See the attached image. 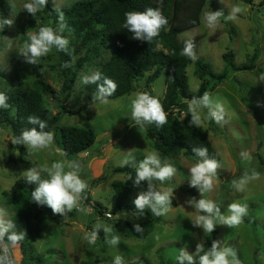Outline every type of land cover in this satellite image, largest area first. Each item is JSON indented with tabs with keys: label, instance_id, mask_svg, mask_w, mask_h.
Here are the masks:
<instances>
[{
	"label": "rangeland",
	"instance_id": "obj_1",
	"mask_svg": "<svg viewBox=\"0 0 264 264\" xmlns=\"http://www.w3.org/2000/svg\"><path fill=\"white\" fill-rule=\"evenodd\" d=\"M4 1L10 9L13 23L5 34L1 33L0 23V69L11 78L12 83L0 76V93L21 83L32 87L36 79H43L56 90V94L45 95V103L54 113H58L61 103L57 97L61 96L63 85L58 50L53 47L35 65L27 63L21 53L25 43H30V34L38 33L41 27L53 28L69 41L68 45L76 40V35L66 28L63 20L56 23L49 18L43 22L38 10L43 12L44 6L32 15L24 8L30 0ZM77 1L80 0H55V6L62 9ZM234 6H239L241 12L234 20H227ZM209 11L223 12L214 27H209L204 19ZM27 23H31V26L23 32ZM179 40L184 47L186 41H191L195 57L208 62L215 72L224 69L223 54L228 50L234 51L236 65L239 66L246 64L249 57L257 49L260 50L257 61L260 75L255 70H239L224 81L215 83L208 92L213 100L223 104L224 121L217 124L208 117L206 108L197 110L201 119L200 130L207 134L222 158L213 178V190L202 195L198 188L190 185V168L201 162L202 157L189 159L182 154L174 159H163L156 149V140L148 138L146 125L140 127L131 120V102L138 93H152L158 99L165 95L166 72L150 88L146 87L149 75L146 73L135 81L131 92L118 98H107V103L96 101L79 113L62 116L61 124L64 126L92 128L97 133L95 145L81 154L65 153L61 133L57 129L52 132L54 142L50 147L33 150L28 159L24 155L21 161L20 151L11 142L14 139L12 129L6 125L0 126V210H3L6 222L10 221L13 225L14 218L8 192L34 165L50 167L53 162L59 161L65 164L68 171L67 165L75 162L80 166L78 174L88 185L80 196L79 207L71 211L72 215L66 212L63 223L51 220L43 223L42 235L29 246L28 254L19 244L11 245L3 239L0 240V257L7 255L13 264H113L117 256L122 258L123 264H177L181 249L194 257L197 245L202 250L209 233L192 223L197 216L205 214L185 203L195 197L197 201L203 198L215 202L225 216L231 215L227 211L228 205H247V215L238 226L229 227L215 221L218 230L216 240L220 241L221 247L238 252L242 263L264 264V167L260 165V156H264V0H254L253 4L245 0H205L197 24L183 30ZM85 52L82 51L80 55L84 56ZM112 52V46H95L89 60L76 69L71 95L65 102L69 108H77L84 103L87 85L82 78L99 72ZM187 75L190 90L196 92L201 80L196 74L194 62L187 67ZM190 103L188 101V105ZM153 151L159 154L162 165L167 163L176 169L171 179L153 185L155 190L169 192L172 204L169 211L162 215L161 222H153L150 218L143 220L146 237L140 238L128 233L125 225L127 221L143 223L136 214H114L111 210L114 182L128 178L126 174L116 173L115 168L130 163L138 166ZM137 158L140 161L134 162ZM126 160L128 163H125ZM253 173L257 174V178L250 179L243 191L233 187L232 181H239L245 175L251 177ZM99 208L102 213L97 212ZM108 212L112 213V218L106 217ZM246 217L254 218L257 224H248ZM97 226V239L90 244L85 237ZM104 227L110 228L111 232L106 234ZM112 236L119 237L115 245L109 242ZM29 253L41 256L42 262L32 261Z\"/></svg>",
	"mask_w": 264,
	"mask_h": 264
},
{
	"label": "trees",
	"instance_id": "obj_2",
	"mask_svg": "<svg viewBox=\"0 0 264 264\" xmlns=\"http://www.w3.org/2000/svg\"><path fill=\"white\" fill-rule=\"evenodd\" d=\"M245 1L249 4L254 2V0ZM204 2L205 0H80L69 7L58 9L55 6V0H47L43 12L38 10L39 18H42L43 22L53 18L58 23L62 13L66 28L76 35V40L68 45L67 52L58 50L59 73L63 77L61 96L57 97L61 103L60 111L54 113L45 103V95L56 94V90L43 79H36L32 87L21 83L2 92L7 96L8 107H0V126H9L16 138L24 129L37 127L28 123V117L35 115L46 121V131L60 130L61 143L67 155L81 154L91 149L97 140L95 130L81 126H64L61 124V119L64 114L79 113L96 102L92 98L97 91V85L87 84L85 100L82 105L77 108H69L65 104L71 95L76 69L89 60L90 52L92 53L95 46L99 48L112 46L113 52L109 60L99 70L102 78L107 77L117 84L115 92L108 99L118 98L134 90L135 81L143 78L146 73H149L146 81L147 88H150L164 71L167 74L165 95L159 99L167 113V122L161 127L154 123L145 126L148 138L156 140L155 145L160 156L168 160L183 154L190 159L197 156L192 151L193 148H207V158L221 163V155L207 134L202 132L199 127L189 124L191 113L188 101H192L194 97H201L205 92L208 93L215 83L224 81L236 71L255 70L257 75H260L261 71L257 70L260 50L257 49L249 57L248 62L242 66L236 65L234 51L228 50L223 54L225 66L221 72H215L211 65L202 58L193 60L183 54L184 46L179 40V34L197 24ZM150 7L159 8L167 18L168 24L160 31L159 36L149 43L132 39V33L124 27L125 13L142 12ZM0 17L1 22L10 20V9L4 0H0ZM29 24L31 23L25 24L23 32L31 26ZM1 27L2 34H5L9 29V25L2 23ZM84 50L86 51L85 55H80ZM78 55L80 56L76 59ZM193 62L196 66V74L201 80L196 92L190 90L187 75V67ZM66 64L71 66L66 67ZM0 76L12 83L11 78L1 69ZM149 95L153 96L152 93ZM16 146L20 151V160L23 161L24 155H27V148L23 145ZM139 161L140 159L137 158L134 162ZM260 165L262 168L264 167V156H260ZM115 172L126 174L128 178L126 181L117 180L114 182L112 212L114 214L130 212L136 214L141 221L150 218L153 222H161L162 215L156 216L148 208L142 214L135 209L134 200L141 191L147 190L146 182H142L140 187L133 186L132 180L136 175L135 164L118 166L115 168ZM42 178H47V176L42 175ZM159 182L161 181L153 180L152 183L155 185ZM35 187V184H28L26 176H23L13 184L8 192L14 209L13 231L11 232L24 234V239L17 244L21 246L25 254H28L29 246L40 239L42 226L46 220L58 224L64 221V215L54 214L47 205L42 206L32 201L31 192L35 190ZM87 200L90 202V199ZM96 210L102 213L100 208ZM68 214L72 215V212L70 211ZM246 222L251 225L257 224L256 220L251 217H246ZM136 224L141 226L143 232L135 231L134 225ZM125 225L128 233L140 238L146 237L144 221L143 223L127 221ZM217 234L216 228L212 233H208L203 249L194 256L196 264H199L201 255L210 251L212 242L216 241ZM3 239L12 245L8 240V234ZM235 253L240 259V254ZM30 256L35 262L41 263L43 260L41 256L29 253ZM241 264L244 263L241 262Z\"/></svg>",
	"mask_w": 264,
	"mask_h": 264
},
{
	"label": "clouds",
	"instance_id": "obj_3",
	"mask_svg": "<svg viewBox=\"0 0 264 264\" xmlns=\"http://www.w3.org/2000/svg\"><path fill=\"white\" fill-rule=\"evenodd\" d=\"M46 3L47 0H30L29 3L24 5V8L27 13L35 15L37 10L45 6ZM240 12L241 8L234 6L226 19L234 20ZM222 15V11H209L205 13L204 19L209 27H214L219 23ZM125 17L124 27L132 33L131 38L147 43L158 37L160 31L168 24L167 18L159 8L153 9L150 7L142 12L130 11L125 13ZM60 19L61 21L63 20L62 13ZM0 23L12 25L13 22L11 20H3ZM29 39L30 43H25L24 51L21 55L27 63L32 65H35L40 57L47 55L53 47L59 51L67 52L69 43L66 38L58 35L53 28L48 26L41 27L38 33L30 34ZM193 49L194 44L191 41H186L183 54L194 60L196 57ZM65 66L70 67L71 65L66 64ZM82 82L86 85H97V91L92 99L101 103H107V98L117 88V84L114 81L107 77L102 78L100 72L85 75L82 78ZM0 107H8L7 96L4 93H0ZM200 108H206L208 117L214 119L217 124H220L225 119L223 104L213 100L210 94L205 92L201 97H194L189 104L191 113L189 124L191 126L200 127L201 119L197 111ZM131 120L135 121V124L140 127L153 123L161 127L167 122V113L158 98L146 92H140L131 102ZM28 123L37 127L24 129L19 136L11 141L14 145H23L27 148L25 159H28L33 150L46 149L54 142V134L45 130L47 128L46 121L41 120L38 116L30 115ZM192 151L203 159L190 168V185L198 188L203 195V193L213 190V178L219 165L216 160L207 158V148H193ZM125 163H128V161L126 160ZM65 167L63 162L57 161L53 162L50 167L47 165H34L26 170V182L36 185L35 190L31 192L32 201L42 206L47 205L54 214L65 215L66 212L78 208L80 196L88 187L87 183L78 174L79 164L75 162L68 164L67 168L70 169L68 171L65 170ZM175 171L176 169L170 164L165 163L162 165L160 156L155 151L146 155L136 166V175L132 180L133 186L140 187L142 182L147 183V191H141L134 200L135 209L138 213L142 214L146 208L150 209L151 213L156 216L165 215L169 211V205L172 204L169 192L155 190L152 182L153 180L164 182L171 179ZM42 173L46 174L47 178H42ZM255 178H257L256 173H253L251 177L245 175L239 181H232V184L238 191H243L248 181ZM185 203L194 207L195 210L205 213L197 216L192 223L195 227H200L209 233L215 230L217 226L215 221L217 220L220 225L238 226L248 211L247 205L232 203L227 208L231 215L225 216L221 213V208L211 200L202 198L197 201L195 197H192ZM3 215V210H0V240H3L4 236L8 234V240L15 245L24 239V234L10 232L13 225L10 221L6 222L3 219ZM134 228L136 232H143L139 224L134 225ZM98 229L99 226L89 235H86L85 239L90 244L95 243ZM103 230L106 234L111 232L108 227H104ZM109 242L115 245L119 242V237L112 236ZM200 251L201 246L198 244L196 252ZM177 260L178 264H196L193 255L184 249H181ZM0 264H13V262L5 255L0 257ZM113 264H123L122 258L117 256ZM199 264H241V262L233 249L221 247L220 241L216 240L212 242L210 251L199 257Z\"/></svg>",
	"mask_w": 264,
	"mask_h": 264
},
{
	"label": "built area",
	"instance_id": "obj_4",
	"mask_svg": "<svg viewBox=\"0 0 264 264\" xmlns=\"http://www.w3.org/2000/svg\"><path fill=\"white\" fill-rule=\"evenodd\" d=\"M106 217H110V218H112L113 215H112V213L108 212V213H106Z\"/></svg>",
	"mask_w": 264,
	"mask_h": 264
}]
</instances>
